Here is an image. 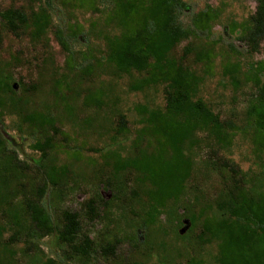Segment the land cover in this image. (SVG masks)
<instances>
[{
	"label": "rangeland",
	"instance_id": "rangeland-1",
	"mask_svg": "<svg viewBox=\"0 0 264 264\" xmlns=\"http://www.w3.org/2000/svg\"><path fill=\"white\" fill-rule=\"evenodd\" d=\"M185 1V24H191L193 16L208 5L219 17L207 41L202 36L185 39L170 57L199 78L195 101L206 103L223 121L244 126L248 106L257 95L251 66L264 61V39L253 50L241 34L244 22L256 10V0ZM98 4L85 9L72 0H53L48 25L37 31L33 14L41 5L47 6L45 0H0V12L22 8L29 16L28 24L16 33L0 17V84L7 89L6 104L0 108V129L7 145L5 152L0 151V264H44L48 259L56 264H187L192 256L215 264L217 244L200 240L202 224L208 216L230 217L227 210L217 207V201L236 179L247 181L252 171L260 170L250 136L238 133L232 146L221 148L207 132L199 133L183 194L169 201L146 229L145 186L133 170L115 172L105 154L135 155V138L145 125L137 106L163 109L165 84L134 87L139 74L119 73L107 64L105 36L117 29L105 18L108 8L101 0ZM68 24L84 28L72 45V64L55 37V29ZM89 34L94 52L91 65L80 54L87 48ZM189 43L194 50L185 55ZM203 46L213 48L215 61L210 70L196 58ZM227 65L239 67L238 84L225 76ZM33 111L49 112L64 131L63 135L50 133L52 147L45 156L35 144L44 142L48 134L23 120L24 114ZM121 114L128 120L124 132L118 127ZM224 162L235 166L238 174ZM51 172L54 182L49 184L45 203L58 227L63 226L64 210L78 212L83 233L94 241L95 250L88 258L57 235L41 236L32 229L26 200L36 197L37 186ZM90 200L94 214L87 206ZM109 243L116 244V251L104 254L101 248Z\"/></svg>",
	"mask_w": 264,
	"mask_h": 264
},
{
	"label": "trees",
	"instance_id": "trees-1",
	"mask_svg": "<svg viewBox=\"0 0 264 264\" xmlns=\"http://www.w3.org/2000/svg\"><path fill=\"white\" fill-rule=\"evenodd\" d=\"M78 7L91 9L100 0H72ZM105 18L114 23L117 32L105 36L104 60L116 72L139 74L134 87H145L158 83L165 84L164 108L137 106V111L145 120L134 142L135 155L123 157L120 154H105L115 172L130 169L137 173L138 182L145 186L148 209L145 213L146 229L155 222L158 214L169 201L180 198L186 188L193 167L191 151L198 141V134L207 132L221 148L232 146L238 133L250 136L255 161L260 168L252 171L249 179L235 180V184L217 201V207L227 210L230 217L208 216L205 218L200 240L216 242L215 264H264V61L251 66V77L257 88V95L248 106L246 123L239 126L233 121H223L203 101H195L193 94L199 78L194 71L180 61L170 57V52L183 40L191 37H210L212 23L219 17L212 6L196 13L191 24H185L182 15L187 8L185 0H101ZM53 0H45L38 12L33 14L37 31L43 30L50 20ZM0 17L13 31L28 24L29 16L22 8H9L0 12ZM84 28L71 25L55 29V37L69 54L72 64L75 50L72 45L78 42ZM244 40L253 50H258L264 39V0H256V10L243 24L241 32ZM92 34L87 36V48L81 51L82 60L91 65L94 52L89 46ZM192 44L184 47V54H190ZM213 48L202 47L196 52L197 60L206 69L213 67ZM239 67L225 66V76L235 84L239 83ZM61 80L57 88H60ZM5 84H0V108L5 106ZM13 102V100H11ZM23 120L30 126L43 129L47 134L44 142H37L36 149L45 156L52 147V135L64 134L57 126L56 119L49 112L33 111L24 114ZM119 130H128V120L120 115ZM50 136V137H49ZM7 150L6 139L0 129V151ZM18 159V158H16ZM19 161V160H17ZM232 173L238 174L235 166L224 162ZM37 186L36 197L26 200V213L32 229L41 236L55 234L63 242L72 246L81 256L88 258L94 252V241L83 233L82 221L77 211L62 212L63 226L53 221L44 196L54 173ZM257 181H263L257 185ZM89 212L95 213L94 201L88 202ZM12 216H19L14 213ZM137 237L134 247H138ZM116 244L109 243L101 248L104 254L116 251ZM44 264H56L48 259ZM187 264H206L195 256Z\"/></svg>",
	"mask_w": 264,
	"mask_h": 264
}]
</instances>
